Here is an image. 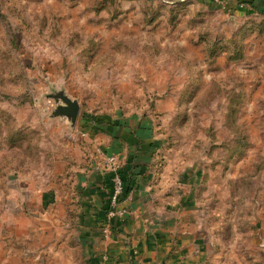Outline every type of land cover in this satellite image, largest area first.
<instances>
[{"label": "rangeland", "instance_id": "1", "mask_svg": "<svg viewBox=\"0 0 264 264\" xmlns=\"http://www.w3.org/2000/svg\"><path fill=\"white\" fill-rule=\"evenodd\" d=\"M215 1L230 9L88 0L77 14L73 0H0V93L12 97L0 110L35 124L63 91L81 116L152 128L162 160L197 171L214 251L264 264V12Z\"/></svg>", "mask_w": 264, "mask_h": 264}, {"label": "crops", "instance_id": "2", "mask_svg": "<svg viewBox=\"0 0 264 264\" xmlns=\"http://www.w3.org/2000/svg\"><path fill=\"white\" fill-rule=\"evenodd\" d=\"M87 1L73 0L69 10L80 14ZM140 1L168 0H122L120 6L137 10ZM255 5L264 11V0ZM186 6L221 8L215 0ZM4 95L0 101L12 98ZM60 118L15 126L0 110V264H232L201 229L197 171L162 160L166 152L152 128L79 112L74 124ZM96 146L121 163L118 207L125 212L108 223L112 172Z\"/></svg>", "mask_w": 264, "mask_h": 264}, {"label": "built area", "instance_id": "3", "mask_svg": "<svg viewBox=\"0 0 264 264\" xmlns=\"http://www.w3.org/2000/svg\"><path fill=\"white\" fill-rule=\"evenodd\" d=\"M52 107L53 104H50V111ZM95 151L101 157L105 169L112 172L108 209L106 211V222L108 223L112 217L123 215L125 212L124 208L118 207V202L124 189L123 180L119 173L121 168V163L115 154L104 152L98 146L95 147ZM108 230H109L108 225L102 228V233L104 236H107Z\"/></svg>", "mask_w": 264, "mask_h": 264}, {"label": "water", "instance_id": "4", "mask_svg": "<svg viewBox=\"0 0 264 264\" xmlns=\"http://www.w3.org/2000/svg\"><path fill=\"white\" fill-rule=\"evenodd\" d=\"M53 100V107L49 112L50 117H63L70 124H74L79 112V103L76 99H71L63 91H56L48 95Z\"/></svg>", "mask_w": 264, "mask_h": 264}, {"label": "trees", "instance_id": "5", "mask_svg": "<svg viewBox=\"0 0 264 264\" xmlns=\"http://www.w3.org/2000/svg\"><path fill=\"white\" fill-rule=\"evenodd\" d=\"M231 1H233L235 3L236 9L239 11H242V13H245V12L250 13V12H253L255 10L257 11L259 9L255 5V0H231ZM260 11L264 12L263 10H260ZM122 180H123V178H122ZM107 209H108V205H107ZM107 209H106V211H107Z\"/></svg>", "mask_w": 264, "mask_h": 264}]
</instances>
